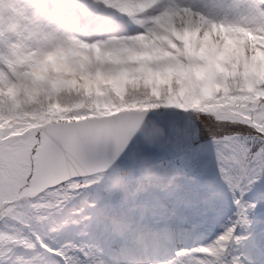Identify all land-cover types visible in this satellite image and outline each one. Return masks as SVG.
Here are the masks:
<instances>
[{
	"label": "snow or ice",
	"instance_id": "obj_1",
	"mask_svg": "<svg viewBox=\"0 0 264 264\" xmlns=\"http://www.w3.org/2000/svg\"><path fill=\"white\" fill-rule=\"evenodd\" d=\"M0 264H264V0H0Z\"/></svg>",
	"mask_w": 264,
	"mask_h": 264
}]
</instances>
